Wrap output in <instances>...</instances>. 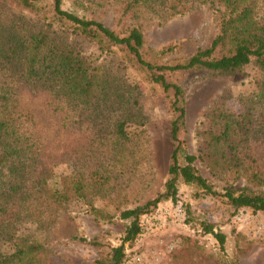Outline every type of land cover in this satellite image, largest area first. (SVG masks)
Segmentation results:
<instances>
[{"label":"rangeland","instance_id":"rangeland-1","mask_svg":"<svg viewBox=\"0 0 264 264\" xmlns=\"http://www.w3.org/2000/svg\"><path fill=\"white\" fill-rule=\"evenodd\" d=\"M260 5L264 6V0ZM36 6V11H28L16 0H0V24L20 17L56 29L59 24L51 19V2ZM61 8L120 35L136 27L145 49L172 46L160 60L163 63L207 47L215 31L214 14L207 4L164 22L141 7L124 12L121 0H61ZM73 42L82 55L116 79L105 104L75 107L72 101L64 103L46 90L9 85L17 94L22 128L34 146V165L26 181L27 194L15 197L0 213V236L8 233L41 243L49 251L48 264H93L118 245L125 225L118 214L161 192L172 150L170 94L148 82L116 47L100 51L86 39ZM259 75L249 66L228 77L208 79L201 72L170 77L185 93V123L177 138L189 154H196L200 146L196 132L206 128L203 114L214 104L221 103L233 115L250 111L253 127L244 152L252 163L243 161L241 169L215 174L195 163L214 190L229 185L252 189L246 180V165L264 175V102L248 101ZM120 121L125 139L115 135ZM40 179L51 193L67 199L60 204L48 199L39 192ZM75 182L82 185L81 195L74 193ZM202 224L224 235L222 250L210 234L203 233ZM140 226V235L124 246L122 264H220L231 259L238 264H264V215L246 208L233 210L222 199L203 195L193 186L177 183L176 202H160L140 217ZM2 250L11 251L8 242Z\"/></svg>","mask_w":264,"mask_h":264},{"label":"trees","instance_id":"trees-1","mask_svg":"<svg viewBox=\"0 0 264 264\" xmlns=\"http://www.w3.org/2000/svg\"><path fill=\"white\" fill-rule=\"evenodd\" d=\"M44 1L16 0L22 9L28 11H36V5ZM49 1L51 19L59 24L56 29H52L49 23L30 24L29 20L20 17L18 21L8 18L0 24V213L15 197L23 192L27 194L25 190L29 186L26 181L34 165V146L22 128L17 94L9 85L21 83L33 89L36 87L64 103L70 100L75 107H87L105 104L107 92L113 82L116 83L115 78L76 48L73 41L83 38L95 43L100 51L108 46L121 51L127 62L141 69L148 82L156 85L162 93L170 94L168 109L171 113L168 135L172 150L161 192L143 205L118 214V219L125 222L120 243L106 256L95 259L93 264H122L124 246L131 245L141 233L140 217L160 202L175 203L177 183L193 186L203 195L222 199L233 210L246 208L264 215V175L253 171L251 165H246L244 170L252 189L229 185L220 191L214 190L195 168V163L199 162L215 174L228 168L241 169L243 161L252 163L244 152L253 127L250 111L233 115L224 110L221 103L214 104L203 114L206 128L196 132L200 146L196 154H189L177 138L185 123V93L170 80L173 75L188 72H201L208 79L228 77L238 75L243 68L250 66L260 75L248 101L252 100L251 104L264 102V6L260 5V0H121L124 12L141 7L156 14L161 22L183 16L205 4L212 10L215 31L208 46L168 63L160 60L173 47L158 51L145 49L138 28L132 27L120 35L100 22L63 10L61 0ZM115 93L123 98L121 92ZM261 119L264 125V116ZM115 135L118 139L126 138L123 121L115 125ZM37 184L39 192L56 204L67 199L66 195L51 193L43 179ZM73 185L74 193L81 195L82 185L79 182ZM201 229L215 239L220 250L223 249V234L213 232L210 224H202ZM79 240L85 242V239ZM5 242L9 243L10 252L2 250ZM48 253L45 246L32 238L14 237L8 233L0 236V264H48ZM220 264L238 263L231 259Z\"/></svg>","mask_w":264,"mask_h":264}]
</instances>
